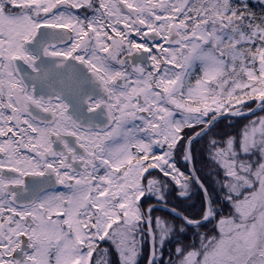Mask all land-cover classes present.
I'll return each instance as SVG.
<instances>
[{
  "label": "snow or ice",
  "instance_id": "1",
  "mask_svg": "<svg viewBox=\"0 0 264 264\" xmlns=\"http://www.w3.org/2000/svg\"><path fill=\"white\" fill-rule=\"evenodd\" d=\"M257 111L264 0H0V264H264Z\"/></svg>",
  "mask_w": 264,
  "mask_h": 264
},
{
  "label": "flooded vegetation",
  "instance_id": "2",
  "mask_svg": "<svg viewBox=\"0 0 264 264\" xmlns=\"http://www.w3.org/2000/svg\"><path fill=\"white\" fill-rule=\"evenodd\" d=\"M225 122H226V121H225ZM193 199L195 200V198H193ZM187 203H191V201H188V202L173 201V204H174V205L179 204V206H180L181 208H183V207L185 206V204H187ZM197 203H198V201H197ZM225 211H227V209H225ZM162 214H163L162 212L154 213V215H162ZM100 247H101V249H103V248L109 247V245H108L107 243H102V244L100 245ZM172 247H174V245H172ZM144 255H146V252H145ZM109 259H110V261H111V264H119V257H118V255H117V253H116L114 250H112V249H110ZM140 264H144V259H143V257H142L141 260H140Z\"/></svg>",
  "mask_w": 264,
  "mask_h": 264
},
{
  "label": "trees",
  "instance_id": "3",
  "mask_svg": "<svg viewBox=\"0 0 264 264\" xmlns=\"http://www.w3.org/2000/svg\"><path fill=\"white\" fill-rule=\"evenodd\" d=\"M258 113H260V112L257 111L256 114H258ZM250 117H251V116H250ZM250 117H248V118H250ZM226 123H227V121H226V122H223L222 124L224 125V124H226ZM243 123H244V121L234 122V123H233V128H234L236 131H238V130H239V127H240ZM221 130L223 131L224 128H221Z\"/></svg>",
  "mask_w": 264,
  "mask_h": 264
},
{
  "label": "rangeland",
  "instance_id": "4",
  "mask_svg": "<svg viewBox=\"0 0 264 264\" xmlns=\"http://www.w3.org/2000/svg\"><path fill=\"white\" fill-rule=\"evenodd\" d=\"M260 115H264V112H260V113H258V114H256V116H260ZM254 117H250V118H248V119H253ZM246 121H244V123H245ZM221 128H224L223 127V124H221V127H220V129L219 130H221ZM222 131V130H221Z\"/></svg>",
  "mask_w": 264,
  "mask_h": 264
}]
</instances>
